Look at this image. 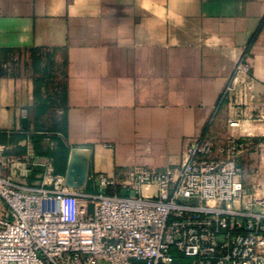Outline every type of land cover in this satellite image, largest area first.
Returning <instances> with one entry per match:
<instances>
[{
    "label": "crops",
    "instance_id": "crops-1",
    "mask_svg": "<svg viewBox=\"0 0 264 264\" xmlns=\"http://www.w3.org/2000/svg\"><path fill=\"white\" fill-rule=\"evenodd\" d=\"M239 60L264 111V0H0V150L27 183L31 163L65 176L83 161L92 193L99 176L180 164L209 130L247 142L237 165L264 195V124H226Z\"/></svg>",
    "mask_w": 264,
    "mask_h": 264
},
{
    "label": "built area",
    "instance_id": "built-area-1",
    "mask_svg": "<svg viewBox=\"0 0 264 264\" xmlns=\"http://www.w3.org/2000/svg\"><path fill=\"white\" fill-rule=\"evenodd\" d=\"M251 81L249 63L236 62L221 94L228 128L240 117L264 124ZM248 149L208 130L180 164L99 176L92 193L68 187L50 160L31 163L38 181L27 183V162L0 150V264H264V195L237 165Z\"/></svg>",
    "mask_w": 264,
    "mask_h": 264
},
{
    "label": "water",
    "instance_id": "water-1",
    "mask_svg": "<svg viewBox=\"0 0 264 264\" xmlns=\"http://www.w3.org/2000/svg\"><path fill=\"white\" fill-rule=\"evenodd\" d=\"M85 178L86 163L76 162L74 158H71L65 173V184L73 189H81L84 187Z\"/></svg>",
    "mask_w": 264,
    "mask_h": 264
},
{
    "label": "trees",
    "instance_id": "trees-1",
    "mask_svg": "<svg viewBox=\"0 0 264 264\" xmlns=\"http://www.w3.org/2000/svg\"><path fill=\"white\" fill-rule=\"evenodd\" d=\"M174 264H186V261H184L183 259H180V258H176Z\"/></svg>",
    "mask_w": 264,
    "mask_h": 264
},
{
    "label": "bare ground",
    "instance_id": "bare-ground-1",
    "mask_svg": "<svg viewBox=\"0 0 264 264\" xmlns=\"http://www.w3.org/2000/svg\"><path fill=\"white\" fill-rule=\"evenodd\" d=\"M143 190H144V192H149V191H151V190H152V188H149V187H144V188H143Z\"/></svg>",
    "mask_w": 264,
    "mask_h": 264
},
{
    "label": "rangeland",
    "instance_id": "rangeland-1",
    "mask_svg": "<svg viewBox=\"0 0 264 264\" xmlns=\"http://www.w3.org/2000/svg\"><path fill=\"white\" fill-rule=\"evenodd\" d=\"M57 83H58V85H59V81H58V80L56 81V84H57ZM93 192H95V191H93Z\"/></svg>",
    "mask_w": 264,
    "mask_h": 264
}]
</instances>
